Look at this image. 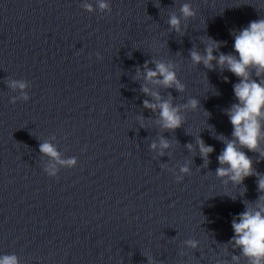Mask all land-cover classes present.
Returning <instances> with one entry per match:
<instances>
[{
    "label": "clouds",
    "instance_id": "1",
    "mask_svg": "<svg viewBox=\"0 0 264 264\" xmlns=\"http://www.w3.org/2000/svg\"><path fill=\"white\" fill-rule=\"evenodd\" d=\"M85 7L92 11L91 5ZM99 7L104 10L108 4L101 0ZM180 11L186 18L195 15L187 3L181 6ZM168 23L177 32L180 31V19L177 16L172 15ZM233 37L234 53L220 52L218 56H214V50H219L223 42L209 38L203 55L192 50L190 56L194 64L203 63L209 69L213 68L212 62L215 60L221 70L227 69L239 80L233 86L238 102L225 110L233 128L232 139L229 140L224 136L217 137L224 142L225 147L217 157L220 167L216 169V175L218 177L227 176L232 182L240 184L245 178L255 174L258 177V191L264 192V177L254 173L251 158L241 150L246 148L250 152L260 151V154L264 156V150L260 149L261 140L264 139V79L257 82V79L253 78V72L257 78L264 77V19L251 21L247 27L239 30L238 34L233 32ZM144 78L167 88L175 86L178 91L184 90V85L179 82L175 72L170 70V65L165 63L157 62L154 70L147 68L146 64ZM224 79L227 81V77ZM9 86L20 90L26 88V84L20 81H12ZM142 91L159 101L158 104H153L148 100L143 103L146 108L153 110L159 108V122L163 128L174 131L182 126L183 118L179 114V108L171 104V98L162 100L158 93L150 92L147 87L143 86ZM24 98L27 99V96L25 95ZM189 105L192 109H196L199 101L191 99ZM197 144L205 164L209 163L208 156L214 148L206 145L202 139H198ZM169 146L168 141L161 139L162 149ZM151 147L155 149L157 145L153 143ZM187 147L191 149L192 145L189 144ZM40 151L53 158L58 157L56 149L49 143L41 144ZM69 163H74V161H69ZM181 171L187 172L188 168L184 167ZM245 209L232 221L235 234L232 241L249 259V264H264V196L258 197L254 205L246 202ZM0 264H19V260L16 255H4L0 258Z\"/></svg>",
    "mask_w": 264,
    "mask_h": 264
}]
</instances>
